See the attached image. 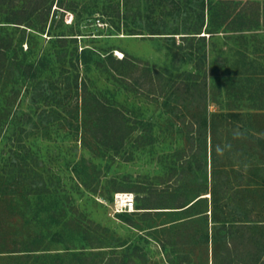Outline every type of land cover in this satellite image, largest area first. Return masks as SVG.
Segmentation results:
<instances>
[{
  "label": "rangeland",
  "instance_id": "374dc122",
  "mask_svg": "<svg viewBox=\"0 0 264 264\" xmlns=\"http://www.w3.org/2000/svg\"><path fill=\"white\" fill-rule=\"evenodd\" d=\"M196 1L65 0L46 25L2 23L16 52L0 82V264H264V0H218L203 29L217 34L191 41L183 37L202 24ZM16 2L1 5L0 21ZM224 15L244 25L222 27ZM84 49L106 63L87 74ZM111 53L127 54L131 75L119 76ZM77 77L117 112L105 138L97 109L78 100ZM215 174L225 212H248L262 243L231 252L207 243L212 198L197 212L209 219L174 227L195 212L141 209L128 213L133 224L112 213L116 193L213 190Z\"/></svg>",
  "mask_w": 264,
  "mask_h": 264
},
{
  "label": "trees",
  "instance_id": "16d2710c",
  "mask_svg": "<svg viewBox=\"0 0 264 264\" xmlns=\"http://www.w3.org/2000/svg\"><path fill=\"white\" fill-rule=\"evenodd\" d=\"M6 1L7 0H0V7L1 5L6 4ZM217 1L218 0H197L196 1L197 4L194 10L198 12L197 13L198 19L199 21L202 22V24L200 25L199 24L200 22H198V24L196 25L198 29L192 30V32L187 33L188 35H191V36L189 37L187 36L183 38H190L191 41H194L196 38H198L197 35H202L203 33L209 34L210 37H213L214 35L217 34V32L213 31L214 28H211L214 25L210 23L206 27V32H203V29L205 27V14L208 11L209 14L211 13V17L214 15L215 11L213 13L211 11H213L214 8H217L218 6ZM219 1H222V0H219ZM56 2H57V8H58L59 5L62 6L64 4L65 0H17L16 2L17 5L13 6L12 4L8 6V8H10L9 10H11V14L8 15L9 16L8 18L4 19V22L0 21V31L5 30V27H7L5 25L3 26L2 23L7 24V25L14 24V25H19V26L20 25L27 26V24H31V21L34 16L42 20L44 22V25H46L50 12L52 8L54 7V5L56 4ZM223 18H224V21L222 23V27L224 26L233 27V23L234 25L236 24L244 25V22H245V20L243 19L242 21L238 22L237 20L231 19L230 16L227 17V15H224ZM249 23L251 24H249L247 27L252 28L254 21L251 20L249 21ZM15 28H19V27H15ZM150 34L151 35H178V33H173V34H169V33L167 34V33H162V32L157 33L156 30H154ZM50 36L53 37V35H50ZM166 38L174 39V40L176 39L174 36H170ZM65 40H66L65 38H60L59 41L65 42ZM200 40L206 41L207 36H200ZM28 50H30V48ZM15 52L16 50L13 47V40H9V39L6 40V38L3 39V37L0 36V82L2 79V75L4 74V72H6L5 67L7 68V62L9 60L11 61V59L14 60L12 58L13 57L12 55H14ZM77 57H78L77 58L78 64L82 61L80 63V66H83V68H85V71L87 74L90 73L93 65L103 66L106 63L105 58H103L101 55L99 56L97 54H91V51H88V49L83 50L82 57L81 56H77ZM109 57H110L109 59H111V62L118 64L119 65L118 67H121V69L123 70V73H121V71L119 72V76L124 77L127 75H131L130 70L134 64L128 59L127 54L121 60H116L114 56L112 55V53L109 54ZM42 58H43L42 59L43 63L41 65H43V67L46 68L45 60L47 58L46 56H42ZM41 69H44V68L38 66V71L41 72ZM145 77L146 75H143L138 80L140 85L141 83L142 84L144 83ZM75 82H76L75 87L79 95L78 100L79 99L82 100L83 109L86 110L90 106L97 109L96 112H97V115L99 116L96 119V122L98 123L96 128L99 129L100 132L105 133L102 135V138H105L104 135H106V132L110 131V126H109V124L111 123L110 119L114 115L116 116V113H117L116 110H113L112 104L107 99V97H105L106 95L100 96V94H98L97 92L93 90V88L91 87V83L89 80H87V78L83 79L82 82H79V78L77 77ZM71 84L69 86L70 91H72L74 87L73 84L72 86ZM50 85L54 86L53 83H51ZM195 87L199 88L198 85H195ZM44 92L49 95L52 92L51 94L54 95L52 87L48 88V90ZM55 96L53 97L47 96V98L52 100V98L54 99ZM233 115L235 114H232V116ZM53 118H54L53 115H51V121H53ZM201 138H204L205 144L208 145L207 135L205 136V134H201ZM214 176H215L213 179L214 188L216 189V188H219L217 185L220 182H218V179H217L218 175L215 174ZM194 189L195 191L191 194V192L190 193L185 192L184 190H180V189L174 191L173 189L169 187L168 189L164 190L163 193H155L154 195L150 194V195L141 197L140 195L142 193L145 194L146 192L142 188L137 187V190H135V192L133 193L139 194V199L142 201V203L137 204L136 210L170 209L172 210L171 212L169 211V212H163V213H174V215H183V214H187L192 211L195 212L191 216L179 217L171 221L170 222L171 226L174 227V226H177L178 224H183L187 222L188 220H192V219L194 220L200 217H206V219H209L208 210L203 214L197 213V212H198V207L202 203L204 202L208 203L209 198H212L211 203L214 208L211 211H212L213 218H214V221H213L215 225L214 227L216 229H215V232L211 234V236L209 235V233L207 234L206 236L207 243L217 244L218 242L224 241V244H225L224 251L225 252H228V251L231 252L233 250L231 246L234 245L236 247L240 245V243H243V242H246V243L248 242L249 245L251 246H255L259 243H262L260 239L254 238V236H256V234L254 233V230L258 228L260 223H258V221L254 220L253 218H249L248 216L249 214L247 211H246L247 213H237L231 210H228V212H225L227 208L229 207V205L228 206L222 205V201L224 198L219 197L220 195L218 192L219 190L217 189L210 190L208 189V185H199L197 186V189L196 188ZM226 195L227 194L225 192L224 196ZM152 204L155 206L157 205L158 207L151 208L149 205H152ZM144 205H147V207H145ZM224 207H226L225 210H224ZM218 211H221L223 213L222 221L218 220ZM144 213L146 214H143V215L148 216L149 215L148 213H151V212H144ZM157 213H161V212H157ZM118 216L122 217V219L125 222L131 223V224L134 223L131 217L128 215V213L119 214ZM227 217H232L233 220L230 221V219ZM258 253L252 255L254 259L250 260L251 262L253 261L256 263L258 262L259 256H260V255L258 256ZM220 255L221 253H217L215 257H219Z\"/></svg>",
  "mask_w": 264,
  "mask_h": 264
},
{
  "label": "built area",
  "instance_id": "2783aa9c",
  "mask_svg": "<svg viewBox=\"0 0 264 264\" xmlns=\"http://www.w3.org/2000/svg\"><path fill=\"white\" fill-rule=\"evenodd\" d=\"M137 207L136 195L131 192H119L115 194L114 202L111 206L112 213L119 215L123 213L135 212Z\"/></svg>",
  "mask_w": 264,
  "mask_h": 264
}]
</instances>
